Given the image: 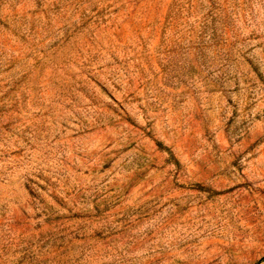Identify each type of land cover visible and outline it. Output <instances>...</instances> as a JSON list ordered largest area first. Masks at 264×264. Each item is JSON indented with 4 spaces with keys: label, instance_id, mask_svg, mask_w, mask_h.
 Segmentation results:
<instances>
[{
    "label": "rangeland",
    "instance_id": "1",
    "mask_svg": "<svg viewBox=\"0 0 264 264\" xmlns=\"http://www.w3.org/2000/svg\"><path fill=\"white\" fill-rule=\"evenodd\" d=\"M264 0H0V264H264Z\"/></svg>",
    "mask_w": 264,
    "mask_h": 264
},
{
    "label": "trees",
    "instance_id": "2",
    "mask_svg": "<svg viewBox=\"0 0 264 264\" xmlns=\"http://www.w3.org/2000/svg\"><path fill=\"white\" fill-rule=\"evenodd\" d=\"M264 260V259H263Z\"/></svg>",
    "mask_w": 264,
    "mask_h": 264
}]
</instances>
